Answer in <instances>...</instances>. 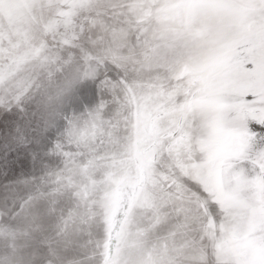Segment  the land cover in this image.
I'll return each mask as SVG.
<instances>
[{"label": "snow or ice", "instance_id": "snow-or-ice-1", "mask_svg": "<svg viewBox=\"0 0 264 264\" xmlns=\"http://www.w3.org/2000/svg\"><path fill=\"white\" fill-rule=\"evenodd\" d=\"M0 264H264V0H0Z\"/></svg>", "mask_w": 264, "mask_h": 264}]
</instances>
